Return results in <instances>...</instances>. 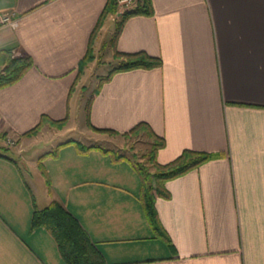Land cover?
Returning a JSON list of instances; mask_svg holds the SVG:
<instances>
[{
    "label": "crops",
    "instance_id": "1",
    "mask_svg": "<svg viewBox=\"0 0 264 264\" xmlns=\"http://www.w3.org/2000/svg\"><path fill=\"white\" fill-rule=\"evenodd\" d=\"M106 2L0 0V10L18 19L15 28L0 27V50L33 61L0 90V129L16 142L0 140L9 150L0 151V264H64L45 229L30 231L33 209L54 200L106 264H264V0H152L154 14L129 18L109 47L112 62L116 50L144 52L162 65L103 83L90 104V133L120 137L146 124L165 141L160 165L185 150L218 155L165 183L169 198L155 201L159 233L131 162L80 152L65 144L72 138L54 141L45 129L25 136L43 116L71 122L85 69L115 32L102 40L119 17L110 15L91 40ZM90 45L95 59L79 73Z\"/></svg>",
    "mask_w": 264,
    "mask_h": 264
},
{
    "label": "trees",
    "instance_id": "2",
    "mask_svg": "<svg viewBox=\"0 0 264 264\" xmlns=\"http://www.w3.org/2000/svg\"><path fill=\"white\" fill-rule=\"evenodd\" d=\"M153 14L154 10L152 0H132L130 4H122L120 3V0H107L106 6L92 34L91 40L94 38L96 32L101 28L104 20L108 16L119 15L118 20L116 21L115 32L109 42V46L111 48H115V43L119 37L122 26L129 18L134 16L150 17ZM114 56L118 59L117 65L111 68V70H109V72L101 78V82H99L95 93L88 101L86 108L87 117L94 95L98 93L101 85L108 82L114 74L136 69L150 70L162 65V61L160 59L151 57L144 52L128 54L120 53L115 50ZM94 59V50L90 45L84 59L80 62L78 72L81 73L85 67L94 61ZM32 67L33 61L30 56L24 53H17L13 49L0 50V90L17 83ZM66 123L67 120L53 121L46 116H43L40 124L26 133L25 136H35L46 124L61 129ZM88 126L91 127L89 124ZM92 130L100 134L116 135V133L112 131L93 128ZM143 132L147 133L152 140L149 153H147L146 157L150 164L154 167V173L149 172L145 166L133 162L130 158H126L122 155H116L114 152L102 149L99 146L85 147L80 142L75 140H69L65 144H75L80 152H87L89 150L96 149L104 153L112 154L115 160L124 159L131 162L142 178L141 201L144 212L152 228L159 233L160 225L157 219L155 201L157 198H169V193L165 188V183L197 169L202 164L217 158L218 155L185 150L172 162L166 165H160L157 162V153L165 146V141L163 138L156 136L148 125L143 123L139 124L130 132L120 136L128 137L133 134ZM56 153L57 150L51 152L50 154L56 155ZM39 228L45 229L53 238L64 264H106L104 257L91 241L78 220L72 216L59 201L54 200L43 209H33L30 221V231H34Z\"/></svg>",
    "mask_w": 264,
    "mask_h": 264
},
{
    "label": "rangeland",
    "instance_id": "3",
    "mask_svg": "<svg viewBox=\"0 0 264 264\" xmlns=\"http://www.w3.org/2000/svg\"><path fill=\"white\" fill-rule=\"evenodd\" d=\"M115 25L116 20L108 21V31L103 34L102 40H109L114 32ZM109 47L110 46L99 51L97 54L98 62H95L85 69L83 77L79 83V87L74 93V97L72 99L71 122H67L61 129L46 124L35 136L39 135L45 129L47 135L56 138L54 141L59 139L64 141L65 138H72L73 140L80 142L85 147L99 146L102 149L114 152L116 155H122L126 158H130L133 162L145 166L149 172L154 173L155 169L146 157L147 153H149L150 145L152 143V140L147 133L143 132L133 134L128 137H118L110 134H99L98 132H92V134L87 130L86 108L88 101L95 93L99 82H101V78H103L109 72V70H111V68L117 65V62H112L110 50L111 47ZM66 126H73L75 132L69 133L67 135L61 134L63 130L65 131ZM0 151L6 154L9 153V150ZM29 158L35 159L36 157L30 155Z\"/></svg>",
    "mask_w": 264,
    "mask_h": 264
},
{
    "label": "built area",
    "instance_id": "4",
    "mask_svg": "<svg viewBox=\"0 0 264 264\" xmlns=\"http://www.w3.org/2000/svg\"><path fill=\"white\" fill-rule=\"evenodd\" d=\"M132 0H120L122 4H130ZM18 24V19L15 14L10 12H4L0 10V27L8 26L15 28ZM0 140H3L8 147H14L16 142L11 138L4 136L2 130L0 129Z\"/></svg>",
    "mask_w": 264,
    "mask_h": 264
}]
</instances>
